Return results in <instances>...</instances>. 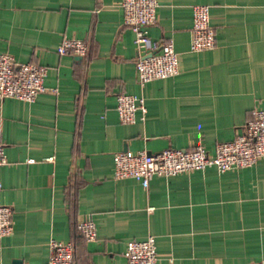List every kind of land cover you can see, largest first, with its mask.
I'll return each instance as SVG.
<instances>
[{
  "label": "crops",
  "instance_id": "0c3cea01",
  "mask_svg": "<svg viewBox=\"0 0 264 264\" xmlns=\"http://www.w3.org/2000/svg\"><path fill=\"white\" fill-rule=\"evenodd\" d=\"M119 1L0 0V52L46 66L48 89L32 103L0 100V204L13 227L0 264H45L51 240L73 244L72 264H126L127 242L148 236L156 264H264V159L154 176L146 188L113 178L117 152L201 143L212 155L264 110V0H159L147 36L172 42L179 73L143 86ZM196 4L209 6L211 50H189ZM63 39L82 40L86 55L60 56ZM118 94L144 98L134 124L119 122ZM85 219L94 241L76 231Z\"/></svg>",
  "mask_w": 264,
  "mask_h": 264
},
{
  "label": "built area",
  "instance_id": "2783aa9c",
  "mask_svg": "<svg viewBox=\"0 0 264 264\" xmlns=\"http://www.w3.org/2000/svg\"><path fill=\"white\" fill-rule=\"evenodd\" d=\"M123 24L134 33L137 50L135 70L138 83L144 84L179 73L178 55L170 40L159 46H151L146 28L156 22L159 0H120ZM215 46L214 30L209 23V6L196 4L192 7L191 39L189 50L202 52ZM60 56L83 57L86 44L79 39H63L57 48ZM47 67L34 62H17L6 52H0V100L13 98L32 103L48 89L44 86ZM55 91V90H53ZM115 111L121 124H134L136 113L144 115L146 109L141 96L118 94ZM264 159V110L257 109L247 120L236 137L227 142L217 143L214 154L210 155L201 143L191 149L166 148L156 153L140 150L135 154L117 152L113 155V178H132L147 187L154 176L171 177L195 170L203 171L214 167L223 173L229 170L253 166ZM51 161L52 158H46ZM6 163L5 144L0 129V165ZM153 207H148L152 212ZM12 208L0 204V239L12 233ZM76 231L87 241L96 239V227L91 219L76 224ZM123 256L126 264H156L158 254L154 239L127 242ZM73 244L51 240L49 256L45 264H72Z\"/></svg>",
  "mask_w": 264,
  "mask_h": 264
},
{
  "label": "water",
  "instance_id": "95a60500",
  "mask_svg": "<svg viewBox=\"0 0 264 264\" xmlns=\"http://www.w3.org/2000/svg\"><path fill=\"white\" fill-rule=\"evenodd\" d=\"M78 59L80 58V57H77Z\"/></svg>",
  "mask_w": 264,
  "mask_h": 264
}]
</instances>
